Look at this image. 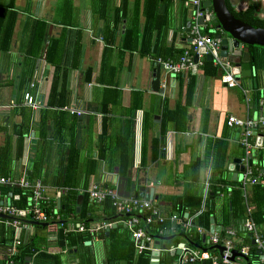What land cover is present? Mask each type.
Returning <instances> with one entry per match:
<instances>
[{
	"label": "crops",
	"instance_id": "obj_1",
	"mask_svg": "<svg viewBox=\"0 0 264 264\" xmlns=\"http://www.w3.org/2000/svg\"><path fill=\"white\" fill-rule=\"evenodd\" d=\"M152 1L12 0L10 9L16 12L12 42L9 50L0 51V175L15 179L25 175L33 183L38 180L45 186L49 200L57 206L56 199L60 194H57L56 186L49 183L62 182L64 166L72 163L63 182L75 184L77 196L81 195L80 204L82 193L86 192L88 195V189L92 186L114 190L121 197H127L135 191L138 196L146 197L145 194L151 188V200L163 216L170 214L174 197L186 193L201 195L218 183L223 188L218 192L215 188L218 194L215 197V212L209 219H213L214 225H219L222 207L227 206L225 211L230 212V207L226 204L232 193L231 182H240L243 172L239 167L243 164V151L240 146L242 130L238 126H228L226 116L244 117L248 112L258 114L261 100L264 111V95L261 91L264 85V49L256 48L260 65L254 68L255 73L249 77H239V86L234 87H227L219 81L217 68L210 73V68L199 66L195 70L174 75L160 69L158 91L154 92L150 102L153 68L151 58L161 55L149 50H142L141 54L136 48L123 50L120 47V34L125 25L130 22L135 24L136 43L139 45L145 22L150 21L161 26L165 20L167 29L163 36L152 32L151 38L149 37V42L156 45V51L162 53L171 47V56L165 57L176 58L178 54L174 51L191 49L186 28L191 10L188 0H157L154 9L147 8ZM144 2L147 3L145 6ZM9 3L10 0H0L1 6L8 7ZM122 3L124 19L121 21L120 31L115 34L112 43L106 46L105 39L112 35L107 34L105 27L110 26L109 20L115 17V9ZM229 5L233 11L251 7L256 11V16L264 20V0H230ZM102 6L105 16L96 14ZM36 21L45 23L46 36H57L64 31L67 37L62 48V65L65 70L60 68L61 82L66 87V99L65 104L58 109L46 106L54 66L45 61V47L35 56H29L30 61L24 59L19 52L20 44L22 47L34 35V31L30 29L38 28ZM208 27H213L211 22ZM76 29L81 30V52L78 49L80 56L77 67L71 68L68 61L75 51L73 31ZM23 59L25 64L22 63ZM204 61L209 60L204 57L202 63ZM189 74L194 76V86L187 108L189 121L186 130L180 133L167 130L161 135V113L163 110H173L178 102L184 103L185 82ZM179 76L183 79L181 86L178 84ZM99 78L105 79V84L99 83L102 80H98ZM110 80L115 83V88L104 91V85ZM24 92L31 93L35 108L25 103ZM70 109L74 112H70ZM40 114L44 119L41 123ZM19 131L23 134L20 157L15 154ZM32 133L33 143L30 137ZM159 136H162L160 142ZM262 138L264 140V133ZM257 150L262 151L263 148L259 147ZM262 154L257 156L261 162L264 160ZM122 161H127L128 169L126 175L120 179L117 172L118 164ZM217 165L220 166L216 167ZM33 169L38 175L31 178ZM234 171L235 179L232 176ZM250 185H246L247 191ZM108 199L112 205V200ZM88 202L92 205L84 216L85 222L78 220V217L69 218L68 222L73 226L80 223L86 228L103 221V214L99 211L102 201L95 203L88 196ZM80 204L75 213L79 212ZM123 214L124 218L114 215L108 229L62 232V246L59 245L57 234V228L61 227L54 230V226L49 224L47 232L44 231L46 239L42 248L50 254L60 255L57 264H103L108 239L104 240L99 234L104 232L107 235L110 228L119 225L121 227H118L114 235L119 240L121 237L123 241L131 242L134 255L148 251L150 264V251H136L125 223L128 215ZM29 228L25 230V234L21 232V242L35 231L33 225ZM71 232L84 233L88 237L78 247L77 252H71L66 243L65 235ZM11 236L12 230L9 240H12ZM124 246L127 247L123 244L122 250H125ZM2 249L0 245V259ZM253 260L252 264H259L256 258ZM32 261L33 256H27L25 264Z\"/></svg>",
	"mask_w": 264,
	"mask_h": 264
},
{
	"label": "trees",
	"instance_id": "obj_2",
	"mask_svg": "<svg viewBox=\"0 0 264 264\" xmlns=\"http://www.w3.org/2000/svg\"><path fill=\"white\" fill-rule=\"evenodd\" d=\"M157 0H153L150 5L147 7L149 9H154V6L157 5ZM144 2V6H145ZM147 4V3H146ZM12 5V0H10V3L8 7H4L0 5V51L5 52L10 49L11 42H12V32H13V26L14 21L16 17V12L13 9H10ZM124 3L120 5V7L116 8L114 11L115 17H113L110 22V26H106V32L111 38L105 39L106 46L110 45L114 39V36L116 33L120 31L121 21L124 19ZM226 6L230 10V12L237 17L238 19H241L242 21H245L251 25L255 26H261L264 27V20L260 19L256 16V11L251 8L247 7L246 9L240 11H233L231 5H229V1L226 0ZM103 6L100 10H98V13L101 16H105L106 14L103 11ZM59 21H62L61 18L58 19ZM38 23V28H32L30 30L34 31V35L31 39H27L24 45L20 44V51L23 55L24 59H27L30 61L29 56H35L37 52L42 50L43 47H45L44 50V58L47 63L54 66L50 88L47 96L46 106L48 108H54L58 109L62 105L65 104L66 99V87L65 84L61 82V75H60V68L64 69L62 62L64 58V51L62 48L64 47L65 40H67L66 34H64V31L58 33L57 36L49 37L45 35V23L43 21H36ZM167 24L165 23V20L160 25H154L150 21L145 22L144 28H143V36L139 37V45L136 43V27L135 24L131 23L125 25L123 28L122 34H120V47L123 48V50H133L136 48L139 50L142 54V50L144 52H147L148 50L151 52H156L157 55H161L163 57L165 56H171L170 51H172V48H166L163 50L162 53L156 51L157 47L154 44H151L149 42V37L151 38L152 32L156 33V35L159 33L163 36V34L166 32ZM72 38V36H71ZM30 41V42H29ZM73 42L75 45L74 48V54L71 59H69L68 63L71 68H76L78 65V58L80 54H78V49L81 47V30L76 29L73 31ZM135 44V45H134ZM150 46L151 49H150ZM107 48V47H104ZM253 46H249V50L252 52ZM187 49V48H186ZM81 52V49H79ZM188 52L191 54V49H187ZM176 52V54H179L181 51ZM22 63H26L24 62ZM258 59V58H257ZM256 59V60H257ZM103 60V59H102ZM255 64H259V60ZM23 65V64H22ZM103 66V64L101 65ZM201 68H210V73L215 70V66L211 64L209 61H204L201 65ZM65 70V69H64ZM63 70V71H64ZM62 71V75H63ZM107 72V71H106ZM183 76V75H181ZM179 76L178 84L181 86L183 83L182 77ZM100 77H102V74H100ZM102 78H99L100 80ZM99 83L106 82V80L102 79L101 81H98ZM31 84V83H30ZM33 84V83H32ZM186 88H185V97H184V103L180 104L179 102L176 104L175 108L173 110H163L161 113V119L159 124V132L164 134L167 130H171L173 132H183L186 130L187 122L189 121V114L187 113V108L189 107L191 98H192V90L194 86V76L192 74L187 75V81L185 82ZM103 88L104 91H109L111 89L115 88V83L111 80L104 85ZM138 94L140 95V91H138ZM43 116L39 117L40 123L43 122ZM42 125V124H41ZM40 125V129L42 131ZM160 139L162 140V136L158 137V141L160 142ZM156 140V139H155ZM23 148V134L19 131L17 132V138H16V146H15V154L16 156L20 157L22 153ZM127 161H122L118 164V177L122 179L128 169V163ZM130 164V162H129ZM72 163H67L64 169L62 182L57 181L53 184L56 186V188H66L65 192L60 193V203L58 206H55V203L53 201L49 200L46 205H44L45 211L48 213V215H54L53 210L56 209V215H58V219H51L48 221V225H52L55 221L62 222L63 224H66L69 220V218L72 217H78V220H84V216L87 211H89L90 205L88 204V195L86 192L82 193V200L80 204V209L78 213H75V202L77 197V192L75 191V184L74 183H68L63 182L64 177L66 176V172L71 168ZM220 165H217L218 167ZM262 164L258 162L255 165L251 166L252 176H255L258 173V170L262 168ZM126 171V172H125ZM38 172L33 169L31 178L34 176L37 177ZM57 179V178H56ZM219 182V180H214V182ZM221 181H224L223 179ZM29 183H33L29 181ZM241 182L238 181H232L231 184L233 185L231 188V194H230V200H228V203L226 205H229L230 212H226L225 208L227 206H223V213H222V219L221 223L219 225L226 227L230 224L234 223L236 224L242 217L243 209H244V201L242 196V189H241ZM222 184V183H221ZM218 183H216V186L212 187L210 190L204 191V194H182L179 196H176L172 199L171 209L169 213H176V215H179L180 217H183V214L186 212L187 216L186 218L189 219L191 228L188 232H185L184 230H176L172 233H166L162 235V240L160 242L161 247L163 248L162 251H160V255L158 258V264H170L171 261L176 257L175 255H170L169 251L166 249L176 244L181 237L186 238L189 244L201 246L203 244V241L201 239V235L197 234L194 231V227H201L205 230L208 229L209 226V217L214 215V208L216 205L215 197H217L218 190H222L221 187L217 189ZM215 188L217 192L215 191ZM11 194V203L17 207V208H25L28 206L30 201L28 200V197L30 196L31 189L30 187H18V186H0V194ZM129 196H135L138 197L137 191H135L133 194H130ZM247 200L249 201V204L251 206V218L254 221L255 224L263 225L264 224V187L261 186L259 182H255L254 184L250 185L249 190L247 191L246 195ZM197 210V212H194ZM99 211L102 212L103 221H112L113 216L120 215L123 218L125 215L122 213H116L114 208L111 205V201L108 198H105V200L102 201L101 205H99ZM144 213V212H143ZM142 213V214H143ZM148 214V212H146ZM55 216V215H54ZM185 220L184 218H182ZM56 223V222H55ZM167 226L166 224H164ZM118 227L121 226H115L108 230L107 235L105 233L99 234L100 237L104 238V240L108 241L105 245V257H104V263L103 264H149V252L143 251L139 255L133 254V248L132 243L127 242L126 240L123 241L120 237V240L117 236L114 234L117 233ZM160 227V224L155 223L154 221L150 222V224H147L144 226V228L147 231L153 230L154 228ZM168 227V226H167ZM48 227H41V226H34L35 231L31 233V235H28L24 237V239L18 244L16 247V252L13 256H9L6 249L8 245H10L11 240L10 238V232L11 229L8 227H5L2 223H0V245L2 246V257L0 259V264H6L7 259H11L12 264H25V259L27 256H33V261L30 264H57L59 263L60 255L59 254H50L46 251H44L43 244L45 242L46 236L45 232H47ZM125 230V228H124ZM87 234V233H86ZM223 233H220L222 235ZM189 235V236H188ZM207 237V234H206ZM250 237V234L243 231H237L236 238L242 241H248ZM66 243L68 246V249L71 250V252H77V249L80 245L83 244V241H85L88 237L84 236V233H67L65 235ZM115 241V242H112ZM236 241V240H235ZM123 244L127 245L125 247V250H122ZM119 246V247H117ZM209 247V246H208ZM254 247H250V253L249 256H247L245 259H243L245 264H252L254 261L253 259L257 258L255 251L253 249ZM210 252H215L216 249L209 248ZM61 264V263H60ZM76 264H91L90 262H78ZM191 264H210L208 260H204L203 263L200 261L194 262Z\"/></svg>",
	"mask_w": 264,
	"mask_h": 264
},
{
	"label": "built area",
	"instance_id": "obj_3",
	"mask_svg": "<svg viewBox=\"0 0 264 264\" xmlns=\"http://www.w3.org/2000/svg\"><path fill=\"white\" fill-rule=\"evenodd\" d=\"M190 5V12L187 22V32L190 37L191 51L190 54L187 49L177 55L176 58L155 56L151 58L152 65H158L159 68L167 74L174 75L180 72H186L195 70L202 64L204 57H209L211 63L219 71V81L224 83L227 87L239 86L238 76L232 72V68L228 61L219 55V38H214L212 34L203 30L206 26L205 19L206 14L203 7V0H188ZM197 54L196 62H193L192 56ZM30 86H33L31 83ZM242 90V89H241ZM244 93L245 91L242 90ZM23 100L25 103L35 108V102L33 96L29 92L23 93ZM247 107V98L244 99ZM250 110V108H247ZM70 112H74L70 109ZM75 113H78L75 111ZM226 124L228 126H238L241 128L240 146L243 151L242 163L244 170L240 176V184L242 189L244 209L241 219L236 223H232L229 226L223 227L219 225L218 229L212 228L209 231L197 226L194 227V231L204 236L203 244L196 246L189 244L186 238L181 237V240L176 244L169 246L167 251H175L176 257L170 264H186L194 263L198 261L208 260L210 264H245L243 259L249 256L250 247L253 246L256 260L259 264H264V224H255L251 216V206L246 198L247 187L246 185L259 182L264 187V168L259 169L255 176H252L251 166L257 164L256 159H253L252 150L259 147L255 144V138L259 133H264V116L247 113L244 117H237L234 115L226 116ZM253 159L252 164L248 165V161ZM0 186H13L18 187H30L31 193L28 197L30 203L25 208L15 207L10 199L11 194H0V223L5 227L12 230V240L6 251L11 257L16 252V247L20 243L21 232L24 234L27 232L30 224L24 222L25 219H32L42 222H48L50 219H58L56 215V209L53 210L54 215H48L44 209L49 201V197L46 194V188L38 180L34 183H29L25 175L15 179L11 176L0 175ZM57 194L65 192L66 188H56ZM89 198L95 202L100 203L106 197L112 200V205L117 213H125L128 215L125 223L130 230V236L133 239L134 247L137 252L144 249L163 250L160 245L162 235L173 232L176 230H184L188 232L191 228L189 219L180 217L176 213H170L163 216L159 213V209L153 204L152 200L148 197H135L127 196L121 197L116 194L114 190L107 188L92 186L88 189ZM144 212V213H143ZM148 212V214H145ZM143 213V214H142ZM145 214V215H144ZM1 216H5L4 218ZM184 218L185 220H183ZM154 221L160 224V227L147 231L144 226ZM111 221H102L98 224H93L86 228L76 223L74 226L71 222L63 224L62 222L52 224L54 230L59 226L62 228V232L65 231H82L84 229L88 231H96L100 228L108 229L111 227ZM166 224L167 226H165ZM64 225V226H63ZM30 230V228L28 229ZM52 230V231H54ZM243 231L250 234L248 239L253 240L251 245L248 241H240L236 238L237 231ZM220 233H223L220 235ZM207 234V237H206ZM159 235V237H158ZM189 236V235H188ZM236 240V241H235ZM214 245H219L220 250L216 249L215 252H210L209 248H213ZM209 246V247H208ZM232 251H236L238 254L232 255ZM232 256V258H231ZM6 264H12L11 259H7ZM31 262H27L30 264Z\"/></svg>",
	"mask_w": 264,
	"mask_h": 264
},
{
	"label": "water",
	"instance_id": "obj_4",
	"mask_svg": "<svg viewBox=\"0 0 264 264\" xmlns=\"http://www.w3.org/2000/svg\"><path fill=\"white\" fill-rule=\"evenodd\" d=\"M230 3V0H228ZM203 7L206 11L204 15L205 19H213L215 23V33L214 37L219 38V54L226 58L228 63L232 68V72L240 78L252 76V73H255L254 68L258 67V64H255L257 60H259V56L257 57L256 48L261 47L264 49V27L251 25L245 21H242L236 18L227 8L226 0H203ZM211 12L212 15L208 16V13ZM190 41V38H188ZM249 46H253L252 52L249 50ZM258 58V59H257ZM197 54H193L192 60L196 62ZM209 59V57H206ZM257 59V60H256ZM260 64V63H259ZM159 66L153 65L152 68V79L150 80V94L149 100L152 102L154 92L158 91V84H159ZM261 91L264 95V85L261 87ZM262 104L263 100L259 101L258 107V115L264 116V111H262ZM151 105V104H150ZM34 133L30 135L31 139L33 138ZM35 137V136H34ZM34 142V139L31 140V143ZM255 144L261 148H263L262 153L264 154V140L262 138V133H259L258 136L255 138ZM237 160L236 162H238ZM253 159L248 161V165L252 164ZM239 163V162H238ZM262 163V162H261ZM240 170H244V165H239ZM236 169V166H235ZM236 171V170H235ZM232 174L233 179H235L236 172ZM29 174V173H28ZM27 174V175H28ZM28 181L30 179H27ZM152 192L151 188L148 189L146 197L152 199ZM142 196V195H140ZM81 195H78L76 198V207L75 210L78 211V207L80 204ZM60 203V199H56V205L58 206ZM183 216H187L185 212ZM5 217V216H1ZM26 223L33 225V226H41L45 227L48 225V222H42L32 219H25ZM209 231H212V228L218 229L219 225H214L213 219H209ZM57 234L59 238V245H64L62 229L57 228ZM204 236L201 237L202 240ZM249 243L252 245L253 240L250 239ZM214 248L220 250L219 245H214ZM177 253V250L170 251L171 254ZM158 250H153L150 252L151 260L150 264H158ZM238 254L236 251H232V255ZM232 258V256H231ZM201 263H203L201 261Z\"/></svg>",
	"mask_w": 264,
	"mask_h": 264
},
{
	"label": "clouds",
	"instance_id": "obj_5",
	"mask_svg": "<svg viewBox=\"0 0 264 264\" xmlns=\"http://www.w3.org/2000/svg\"><path fill=\"white\" fill-rule=\"evenodd\" d=\"M205 11V10H204ZM212 15V13L211 12H209L208 13V16H211ZM204 18V17H203ZM205 19V18H204ZM211 22V24H212V26L213 27H208V25H209V23ZM205 24H206V26H205V28L203 29V30H205L206 32H209L210 34H212V36L214 35V33H215V31H217V30H215L214 28V26H215V23L213 22V19H205ZM214 37V36H213ZM215 38V37H214ZM191 40V39H190ZM220 55V54H219ZM221 56V55H220ZM223 57V56H222ZM225 58V57H224ZM226 59V58H225ZM209 61H210V59H208ZM211 62V61H210ZM199 67V66H198ZM254 159V158H253ZM256 162H260V164H261V159L259 160V159H256ZM264 168V165L262 166V168L261 169H263ZM250 241V240H249Z\"/></svg>",
	"mask_w": 264,
	"mask_h": 264
},
{
	"label": "rangeland",
	"instance_id": "obj_6",
	"mask_svg": "<svg viewBox=\"0 0 264 264\" xmlns=\"http://www.w3.org/2000/svg\"><path fill=\"white\" fill-rule=\"evenodd\" d=\"M261 153H262V151H260V150L259 151L256 150V149L252 150V156H253L254 159H257V156H259ZM262 156H263V154H262ZM262 162H263V165H264V160H262Z\"/></svg>",
	"mask_w": 264,
	"mask_h": 264
}]
</instances>
